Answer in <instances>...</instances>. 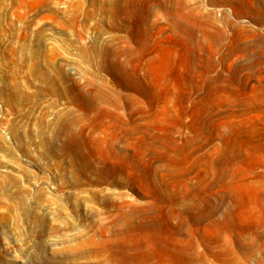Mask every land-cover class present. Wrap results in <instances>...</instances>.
Listing matches in <instances>:
<instances>
[{
	"label": "rangeland",
	"instance_id": "1",
	"mask_svg": "<svg viewBox=\"0 0 264 264\" xmlns=\"http://www.w3.org/2000/svg\"><path fill=\"white\" fill-rule=\"evenodd\" d=\"M0 264H264V0H0Z\"/></svg>",
	"mask_w": 264,
	"mask_h": 264
}]
</instances>
